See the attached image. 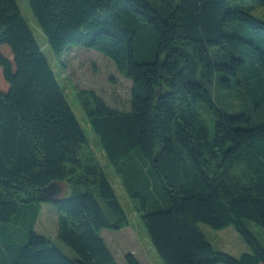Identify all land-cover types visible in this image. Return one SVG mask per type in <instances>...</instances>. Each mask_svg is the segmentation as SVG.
I'll return each instance as SVG.
<instances>
[{
  "label": "trees",
  "instance_id": "1",
  "mask_svg": "<svg viewBox=\"0 0 264 264\" xmlns=\"http://www.w3.org/2000/svg\"><path fill=\"white\" fill-rule=\"evenodd\" d=\"M230 1L27 0L56 55L82 44L131 80L126 110L78 97L164 264H264L245 224L264 230V19ZM0 69V264H119L101 231L128 215L16 0H0ZM44 202L75 256L34 230ZM200 223L232 225L250 250L214 248Z\"/></svg>",
  "mask_w": 264,
  "mask_h": 264
},
{
  "label": "rangeland",
  "instance_id": "2",
  "mask_svg": "<svg viewBox=\"0 0 264 264\" xmlns=\"http://www.w3.org/2000/svg\"><path fill=\"white\" fill-rule=\"evenodd\" d=\"M16 2L21 14L40 44L60 87L86 135L91 150L97 156L108 178L111 180L116 194L128 215V226L120 229H102L101 235L109 250L119 264H127L125 254L130 251L135 254L141 264H164L151 244L140 214L134 208L128 185L115 172L114 167L108 161L78 97L79 90L92 89L102 96L110 106L126 110L129 108L131 98V80L119 72L110 57L91 47H86L82 44H72L65 48L60 56L56 55L47 44L46 36L38 27L27 0H16ZM235 4L254 7L251 12L255 16L264 19V6L256 5L254 0H231L229 6L232 7ZM4 52L7 54L6 50ZM0 83L5 86L1 69ZM214 93L220 106L227 110V102L233 101V94L225 90L216 92L215 89ZM235 101L236 98H234V103ZM203 114L208 118V114L205 112ZM208 120L212 129L213 121ZM59 185L60 195L67 196L70 194L71 190L66 182ZM135 188L141 189L142 187L136 186ZM154 198V195H148L149 209L152 208L151 201ZM245 224L264 247V230L253 221L247 220ZM13 225L18 228L13 233V236L20 235L27 230V225L22 224L20 221L13 223ZM199 226L216 249L223 250L234 256L250 250L248 244L232 225L220 229L212 228L205 223H200ZM34 230L54 240L55 244L66 255L75 256L74 251L57 238V211L52 203H42Z\"/></svg>",
  "mask_w": 264,
  "mask_h": 264
},
{
  "label": "crops",
  "instance_id": "3",
  "mask_svg": "<svg viewBox=\"0 0 264 264\" xmlns=\"http://www.w3.org/2000/svg\"><path fill=\"white\" fill-rule=\"evenodd\" d=\"M131 252V251H130ZM134 254V253H133ZM113 255V254H112ZM135 255V254H134ZM117 261V260H116ZM118 262V261H117Z\"/></svg>",
  "mask_w": 264,
  "mask_h": 264
}]
</instances>
